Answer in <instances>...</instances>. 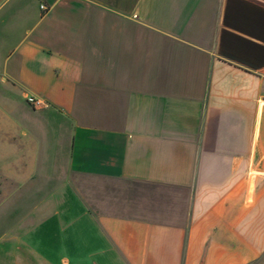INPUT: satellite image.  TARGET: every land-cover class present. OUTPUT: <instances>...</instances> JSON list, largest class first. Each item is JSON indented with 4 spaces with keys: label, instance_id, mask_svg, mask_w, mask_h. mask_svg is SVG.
I'll return each mask as SVG.
<instances>
[{
    "label": "crops",
    "instance_id": "1",
    "mask_svg": "<svg viewBox=\"0 0 264 264\" xmlns=\"http://www.w3.org/2000/svg\"><path fill=\"white\" fill-rule=\"evenodd\" d=\"M263 257L264 0H0V264Z\"/></svg>",
    "mask_w": 264,
    "mask_h": 264
},
{
    "label": "built area",
    "instance_id": "2",
    "mask_svg": "<svg viewBox=\"0 0 264 264\" xmlns=\"http://www.w3.org/2000/svg\"><path fill=\"white\" fill-rule=\"evenodd\" d=\"M39 6L42 10H47L48 8L45 2H40ZM26 101L33 106H39V105L45 104V101L41 96H38L32 93L26 95Z\"/></svg>",
    "mask_w": 264,
    "mask_h": 264
},
{
    "label": "rangeland",
    "instance_id": "3",
    "mask_svg": "<svg viewBox=\"0 0 264 264\" xmlns=\"http://www.w3.org/2000/svg\"><path fill=\"white\" fill-rule=\"evenodd\" d=\"M259 264H264V257L262 259H260V263Z\"/></svg>",
    "mask_w": 264,
    "mask_h": 264
}]
</instances>
